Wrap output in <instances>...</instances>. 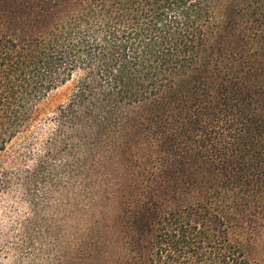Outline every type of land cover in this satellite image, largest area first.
<instances>
[{"label":"trees","instance_id":"obj_1","mask_svg":"<svg viewBox=\"0 0 264 264\" xmlns=\"http://www.w3.org/2000/svg\"><path fill=\"white\" fill-rule=\"evenodd\" d=\"M263 231L264 0H0V264H260Z\"/></svg>","mask_w":264,"mask_h":264},{"label":"rangeland","instance_id":"obj_2","mask_svg":"<svg viewBox=\"0 0 264 264\" xmlns=\"http://www.w3.org/2000/svg\"><path fill=\"white\" fill-rule=\"evenodd\" d=\"M66 91H67V88L63 87L51 93L49 98L44 103V107L47 109V111H52L65 99ZM256 253H257L256 255H257L258 262L260 264H264V231L258 239Z\"/></svg>","mask_w":264,"mask_h":264}]
</instances>
